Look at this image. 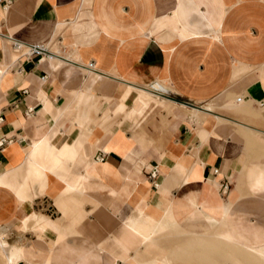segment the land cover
I'll return each instance as SVG.
<instances>
[{
  "label": "crops",
  "instance_id": "0c3cea01",
  "mask_svg": "<svg viewBox=\"0 0 264 264\" xmlns=\"http://www.w3.org/2000/svg\"><path fill=\"white\" fill-rule=\"evenodd\" d=\"M42 209L41 264H264V0L1 5L0 229Z\"/></svg>",
  "mask_w": 264,
  "mask_h": 264
},
{
  "label": "bare ground",
  "instance_id": "6f19581e",
  "mask_svg": "<svg viewBox=\"0 0 264 264\" xmlns=\"http://www.w3.org/2000/svg\"><path fill=\"white\" fill-rule=\"evenodd\" d=\"M35 149H37V148H35ZM65 204L67 205V201L65 202ZM70 204H71V202H70ZM62 209L63 208H61V210ZM38 215H39L38 221H37V223L35 222L36 223V226H35L36 230L35 231H37L41 235V234L45 233L46 228H49V227H47V225H45V222L46 221L51 222V221L49 220V218L45 217V215H42V214L41 215L38 214ZM7 236H8L7 233H0V255H1L2 264H21V263H24V264H41V263H43V261L45 262L47 260L49 255H47L46 252L44 253L41 248L36 246V244H32L29 247H25L22 245L14 244L15 242H13V245H11V244L9 245V242H7ZM15 241L17 243L19 242L17 240H15ZM40 241L41 240L39 239V242Z\"/></svg>",
  "mask_w": 264,
  "mask_h": 264
},
{
  "label": "rangeland",
  "instance_id": "374dc122",
  "mask_svg": "<svg viewBox=\"0 0 264 264\" xmlns=\"http://www.w3.org/2000/svg\"><path fill=\"white\" fill-rule=\"evenodd\" d=\"M120 106V105H118ZM38 214H42V215H45V210H39L37 211ZM19 228H18V225H11L7 228H2L0 229L1 232H4V233H7L8 236H7V242H9V245H13V242H15L14 244H17V245H22V246H25V247H29L30 245L32 244H36L39 248H41V244H42V240L40 239V233H39V237L34 230H29L30 232H27L23 235H21L19 233ZM39 239L41 240L39 242ZM19 241L18 243L15 241ZM37 241V242H36ZM21 243V244H20ZM0 264H2L1 262V255H0ZM21 264H24V263H21Z\"/></svg>",
  "mask_w": 264,
  "mask_h": 264
},
{
  "label": "built area",
  "instance_id": "2783aa9c",
  "mask_svg": "<svg viewBox=\"0 0 264 264\" xmlns=\"http://www.w3.org/2000/svg\"><path fill=\"white\" fill-rule=\"evenodd\" d=\"M11 3H12V0H0V6L2 5L4 7H7ZM33 50L36 51L37 53H43L45 51V47L37 45V46H34ZM92 66H93V63L90 62L89 67H92ZM227 190H228V182L225 181L220 184V192L224 194L226 193Z\"/></svg>",
  "mask_w": 264,
  "mask_h": 264
}]
</instances>
